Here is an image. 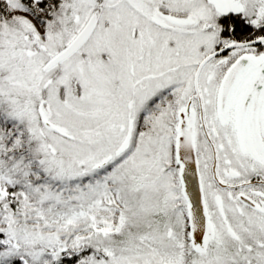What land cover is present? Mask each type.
Masks as SVG:
<instances>
[{
	"label": "snow or ice",
	"instance_id": "snow-or-ice-1",
	"mask_svg": "<svg viewBox=\"0 0 264 264\" xmlns=\"http://www.w3.org/2000/svg\"><path fill=\"white\" fill-rule=\"evenodd\" d=\"M0 264H264V0H0Z\"/></svg>",
	"mask_w": 264,
	"mask_h": 264
}]
</instances>
